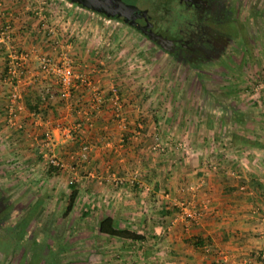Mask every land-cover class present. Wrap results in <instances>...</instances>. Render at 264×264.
Segmentation results:
<instances>
[{"label": "crops", "instance_id": "1", "mask_svg": "<svg viewBox=\"0 0 264 264\" xmlns=\"http://www.w3.org/2000/svg\"><path fill=\"white\" fill-rule=\"evenodd\" d=\"M61 4L0 0V23L8 15L11 42L27 54V71L13 85L6 80L9 42H0V117L8 122L0 134L21 158L17 168L26 164L16 177L34 183L24 195L46 205L40 224L64 235L34 241L36 219L27 211L14 225L12 264L255 263L264 251V123L257 111L264 96L235 95L228 114L220 105L227 99L217 93L183 99L141 69L127 75L113 30L106 33L92 13L81 25L80 6L55 14ZM102 36L109 39L104 49ZM45 55L74 65L69 96L59 95L55 73L42 70ZM13 88L23 105L14 120ZM48 155L61 166L48 164ZM188 211L201 216L189 220ZM107 215L144 239L100 233L98 222ZM198 237L204 244H195ZM46 249L60 250L48 258Z\"/></svg>", "mask_w": 264, "mask_h": 264}, {"label": "rangeland", "instance_id": "2", "mask_svg": "<svg viewBox=\"0 0 264 264\" xmlns=\"http://www.w3.org/2000/svg\"><path fill=\"white\" fill-rule=\"evenodd\" d=\"M60 1L66 13L69 8L73 11L76 6H80L70 0ZM152 1L155 2V0H136L135 3L134 0V3L142 8H150L152 14L154 13L157 19L165 25L171 26L172 24L175 26L180 21L178 19L182 18L181 12H179V17H176L178 5L174 1L168 0L167 7L171 14L169 16L168 12L164 15V12L157 11ZM227 2L230 5L232 14L228 17L229 21L222 28L228 33V47L223 53L203 63L191 64L181 60L162 49L152 39L126 21L103 15L98 11L80 6L82 10L76 12L80 15L79 18L77 16L78 20L76 21L84 25L89 22V18L92 17L90 13H92L91 15H93L96 24H99V27L103 26L106 33L113 30L112 36L115 35L116 38L111 42L116 43L118 47H116V51L119 53L125 51L126 53L120 63L123 72L127 75L133 76L138 73L137 69H141L144 74L147 73V76H156L166 83L169 82L168 88L181 92L183 99L190 92L217 93L218 97L225 98L228 102H221L220 104L216 100L217 98L212 97L213 101H210V104H214L217 108L225 104L229 114V105H232L230 108L234 111L235 101L237 100L234 98L235 95L250 97L252 94L257 93V99L264 96V0H227ZM7 16L3 18L4 21L10 19H7ZM70 25H74L73 21ZM102 37L100 41L103 42H100L99 45L104 49V45L109 39H106L107 36ZM11 44L14 43L9 41V47ZM256 86L258 87L256 88ZM251 100L252 98H248L247 103ZM257 104L262 106L257 111L263 114L262 120L264 123V111L261 110V108H264V100L261 103L257 102ZM6 125H8V122L1 120L0 117V130H2V127L5 128ZM4 134H0V187L1 192L10 202L11 211L7 213L8 217L2 225L0 224V248L3 249V251H0V264H12V248L15 247L13 246V239L16 235L14 225H16L18 219L27 214V211H32L28 214L31 213L32 219H36L33 228L34 234H32L35 236L34 241L42 234H44L45 241L53 235L57 236L56 239L63 240L64 235L59 234V230L55 232V226L50 227L40 224L45 214L46 205L38 203L39 201L31 194L24 195V190L27 189L28 185L34 183L25 180L24 176L16 177L18 171L26 169V164L23 165L21 162V168H17L19 165L17 159L20 161L21 158H16L10 137H5ZM2 137L5 138L2 139ZM35 184L38 185L39 183ZM18 209L20 210L18 211ZM48 216L50 217L51 213ZM54 216H58V214ZM53 219L56 218L53 217ZM30 239L32 240V237ZM37 245L34 243L36 250ZM64 248H61V250ZM59 250L46 249V256L48 258L53 257V251ZM69 250V248H66V251Z\"/></svg>", "mask_w": 264, "mask_h": 264}, {"label": "flooded vegetation", "instance_id": "3", "mask_svg": "<svg viewBox=\"0 0 264 264\" xmlns=\"http://www.w3.org/2000/svg\"><path fill=\"white\" fill-rule=\"evenodd\" d=\"M172 1L182 8V18L175 26L161 23L156 15L152 14L150 8L146 7L151 16L152 30L172 40L166 48L153 40L157 45L191 64L209 61L226 50L228 33L222 26L229 21L228 17L232 14L227 0ZM135 27L144 33L138 25ZM145 35L150 38L149 35ZM9 211H11L10 202L5 198L0 187V224L6 220Z\"/></svg>", "mask_w": 264, "mask_h": 264}, {"label": "built area", "instance_id": "4", "mask_svg": "<svg viewBox=\"0 0 264 264\" xmlns=\"http://www.w3.org/2000/svg\"><path fill=\"white\" fill-rule=\"evenodd\" d=\"M55 14H61V16H65V11L62 6H57L55 8ZM14 29V23L11 19L0 23V42H9L12 41V32ZM27 54L22 51V49L15 44L10 45L9 55L7 57L6 63V80L11 84L15 85L16 81L20 76L26 73L27 71V62H26ZM41 66L43 71H52L57 75L58 83L60 85L59 95L62 98H65L70 95L71 89L75 84V80L77 78V73L75 71V67L71 62L65 64H57L54 62L49 56L40 57ZM11 105L9 106L10 115L9 118L14 120V115L18 110L23 108L22 103L19 101L20 96L13 88L12 93L10 94ZM47 142L50 141V135H46ZM48 164L61 166V162H59L54 156H47ZM73 181L71 180L70 183ZM183 192H187V189H184ZM201 214L199 211H188L187 218L192 221H197L200 218ZM205 251H210V245H204ZM242 264H264V251L260 252L257 256V260L255 263L250 261H245Z\"/></svg>", "mask_w": 264, "mask_h": 264}, {"label": "water", "instance_id": "5", "mask_svg": "<svg viewBox=\"0 0 264 264\" xmlns=\"http://www.w3.org/2000/svg\"><path fill=\"white\" fill-rule=\"evenodd\" d=\"M79 1L86 8L105 13L108 16L118 15L126 22L138 25L143 32L150 36L152 40H156L163 47L169 46L172 40L157 34L152 30V22L149 10L140 6L129 3L125 0H71ZM140 21V22H139Z\"/></svg>", "mask_w": 264, "mask_h": 264}, {"label": "trees", "instance_id": "6", "mask_svg": "<svg viewBox=\"0 0 264 264\" xmlns=\"http://www.w3.org/2000/svg\"><path fill=\"white\" fill-rule=\"evenodd\" d=\"M126 1H131V2L134 3V0H126ZM152 2L154 4V8L157 11L164 12L163 13L164 15H166V13L168 12V16L171 15L169 13V10H168V7H167L168 6V4H167L168 3V0H155V2L154 1H152ZM74 3H77L80 6L85 7V5H83L79 1H74ZM135 3H136V0H135ZM179 12H182V11H181V6L178 5V7L176 9V15H177L176 17H179V15H180ZM100 13L103 14V15H106L105 13H102V12H100ZM109 17H114V18H117L118 20L124 21L118 15L109 16ZM178 20H181V18L178 19ZM175 21H177V19H175ZM128 24H130V25H132L134 27L136 26L135 24H133L131 22H128ZM97 228H98V231L100 233H102V234H107L109 236H113V237L120 238V239H130L132 241H138V242L140 240H143L144 239V235H142L140 233H137V232H135V231H133L131 229H128V228H121V227H119L118 224H117V222H116V220L112 216H110V215H107V216H104L103 218H101L99 220V222H98ZM194 242H195L196 245L204 244L203 243L204 242L203 241V238H201V237L196 238Z\"/></svg>", "mask_w": 264, "mask_h": 264}]
</instances>
